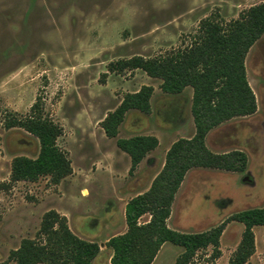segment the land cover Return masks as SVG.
<instances>
[{
    "label": "rangeland",
    "instance_id": "obj_1",
    "mask_svg": "<svg viewBox=\"0 0 264 264\" xmlns=\"http://www.w3.org/2000/svg\"><path fill=\"white\" fill-rule=\"evenodd\" d=\"M264 0H0V263L25 238L43 242L41 219L55 210L71 230L106 244L125 223L122 208L145 192L162 169L173 142L195 131L193 89L168 94L161 79L141 69L111 71V62L131 56L155 58L188 46L206 17L228 22ZM247 82L256 112L213 127L205 138L215 153L234 149L247 155L244 172L193 168L174 197L168 227L201 232L238 211L264 207V34L245 60ZM153 88L151 111L126 113L116 137H107L100 122L125 93ZM38 101L41 117L62 128L58 146L72 172L58 184L49 176L36 181L10 180L15 156L36 157L39 143L12 118L30 113ZM152 135L158 140L133 171L117 138ZM144 215L141 221L146 220ZM243 225L225 222L217 258L212 246L196 252L195 264H227ZM254 253L247 264H264V227L254 226ZM107 248L104 247L103 251ZM181 247L166 243L155 264H174ZM44 264V263H39Z\"/></svg>",
    "mask_w": 264,
    "mask_h": 264
},
{
    "label": "trees",
    "instance_id": "obj_2",
    "mask_svg": "<svg viewBox=\"0 0 264 264\" xmlns=\"http://www.w3.org/2000/svg\"><path fill=\"white\" fill-rule=\"evenodd\" d=\"M264 34V1L241 11L228 22L206 17L200 21L198 34L181 49L155 58L139 55L122 58L109 64L111 71L141 69L148 76L161 79V89L168 94L193 89L191 114L195 131L190 138H180L169 147L162 169L149 188L131 198L125 205L127 229L110 237L106 246L112 250L110 264H151L164 243L181 247L174 264H195L196 252L212 246V258H217L219 238L225 222L243 225L241 239L227 264H247L254 253V226L264 227V207L248 208L233 213L228 220L201 232H181L168 227L174 197L186 173L193 168L221 169L244 172L247 155L238 149L215 153L205 144L208 132L234 117L256 112L255 94L250 88L244 60L250 47ZM153 88L141 86L125 93L119 105L109 111L100 126L107 137H116L125 115L130 110L151 111ZM36 101L30 113L6 122L7 128L20 127L35 136L39 143L36 157L15 156L11 160L10 180L36 181L49 176L53 184L71 174L67 154L57 139L62 128L48 117H41ZM116 145L130 157L133 171L158 140L152 135L117 138ZM144 214L150 219L138 220ZM40 234L43 242L25 238L13 250L14 264H92L99 253V245L86 241L71 232L65 216L55 210L44 213ZM1 264V263H0Z\"/></svg>",
    "mask_w": 264,
    "mask_h": 264
},
{
    "label": "crops",
    "instance_id": "obj_3",
    "mask_svg": "<svg viewBox=\"0 0 264 264\" xmlns=\"http://www.w3.org/2000/svg\"><path fill=\"white\" fill-rule=\"evenodd\" d=\"M139 165V164H138ZM137 165V166H138ZM190 171V170H189ZM188 171V172H189ZM187 172V173H188ZM187 173H186V175H187ZM185 175V176H186ZM185 178V177H184ZM184 180V179H183ZM183 182V181H182ZM143 193V192H142ZM139 194H141V193H139ZM138 195V194H137ZM136 196V195H135ZM134 196V197H135ZM133 198V197H132ZM131 199V198H130ZM129 199V200H130ZM128 200V201H129ZM127 201V202H128ZM126 202V203H127ZM126 203L124 204V207L122 208V212H123V217H124V220H125V215H124V209H125V205H126ZM60 215H62V214H60ZM146 216V215H148L147 216V218H146V220H144V221H141V218L143 217V216ZM142 217H140L139 218V220H138V222L139 223H145V222H147L149 219H150V215L149 214H144ZM62 216H64V215H62ZM169 219V218H168ZM167 219V220H168ZM167 223V222H166ZM123 226H124V229L120 232V233H118V234H122V233H124L125 231H126V229H127V225H126V221H125V223L123 224ZM69 227V226H68ZM70 229V228H69ZM71 230V229H70ZM71 232L73 233V234H75L77 237H79V238H81V239H83V240H86V241H93V239H89V238H85V237H83L82 235H80V230L79 231H73V230H71ZM118 234H115V235H118ZM112 236H114V235H112ZM111 236V237H112ZM110 237H108V238H106V242H107V240L109 239ZM93 242H96L98 245H99V253L95 256V258L92 260V264H110V257H111V255H112V250L108 247V246H106V244L104 245V244H102V243H100L99 241H93ZM104 247H106L107 248V250L106 251H103L104 250ZM166 247V243H164L162 246H161V248H160V250L158 251V253H157V255L155 256V258H154V260L152 261V263L151 264H155V262H157V260H158V258L160 257V255H161V253H162V251L164 250V248ZM178 256V255H177ZM175 262V261H174Z\"/></svg>",
    "mask_w": 264,
    "mask_h": 264
}]
</instances>
